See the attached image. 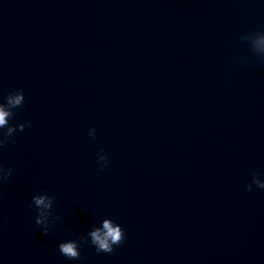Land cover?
<instances>
[{
  "label": "water",
  "instance_id": "obj_1",
  "mask_svg": "<svg viewBox=\"0 0 264 264\" xmlns=\"http://www.w3.org/2000/svg\"><path fill=\"white\" fill-rule=\"evenodd\" d=\"M0 106V264H264V0H0Z\"/></svg>",
  "mask_w": 264,
  "mask_h": 264
},
{
  "label": "clouds",
  "instance_id": "obj_2",
  "mask_svg": "<svg viewBox=\"0 0 264 264\" xmlns=\"http://www.w3.org/2000/svg\"><path fill=\"white\" fill-rule=\"evenodd\" d=\"M19 94L13 95L9 93L5 99H7V102L9 106H20L22 105V101L25 100L24 94L22 90H17ZM10 113L8 111L4 110L3 106H0V129H3V127L6 125V117H8ZM30 127V125H28ZM21 132L25 130V125L22 124L20 126ZM15 129L12 127H9L6 132H0V137L8 136L10 135ZM11 142L0 139V148H3L7 143ZM5 167L0 165V171H3ZM8 173L6 176H0V182L8 181L12 175V170L10 168H7ZM246 190L248 192H251V189L247 186ZM34 202L37 206L44 205L45 207H48V205H45V200L43 198H34ZM35 223L39 225L41 222L37 219L35 220ZM43 234L47 235L48 230L44 229ZM91 236V245L95 247L97 254L105 253L110 254L114 250L115 247H119L121 244L124 243L125 238L122 239V231L120 227H113V225L105 221L103 225V231L95 230L90 233ZM85 242L84 244H86ZM81 247V246H80ZM59 252L67 259L69 260H79L80 259V252L78 250V245L75 242H63L59 244Z\"/></svg>",
  "mask_w": 264,
  "mask_h": 264
}]
</instances>
